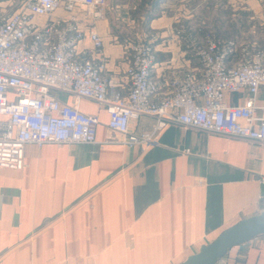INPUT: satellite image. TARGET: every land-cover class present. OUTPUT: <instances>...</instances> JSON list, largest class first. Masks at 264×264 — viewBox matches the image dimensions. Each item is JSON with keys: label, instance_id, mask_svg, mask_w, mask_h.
<instances>
[{"label": "crops", "instance_id": "0c3cea01", "mask_svg": "<svg viewBox=\"0 0 264 264\" xmlns=\"http://www.w3.org/2000/svg\"><path fill=\"white\" fill-rule=\"evenodd\" d=\"M21 1L0 0V10ZM199 1L108 0L101 17L79 15L83 45L109 77L111 92L128 89L129 41L154 31L168 35L181 24L189 38L201 35ZM214 1L217 10L203 19L217 36L264 49V0ZM68 16L60 8L50 18ZM91 21L103 39L98 52ZM160 40L156 74L169 62L197 64L185 40ZM55 95L98 115L97 142L28 143L21 167H0V264H180L264 211L263 143L172 124L153 146L128 145L110 140L123 137L109 129L102 104ZM246 96V89L227 93L226 102L243 104ZM256 105L255 115L264 117V85ZM153 124L143 116L131 130ZM216 264H264V234L232 247Z\"/></svg>", "mask_w": 264, "mask_h": 264}, {"label": "built area", "instance_id": "2783aa9c", "mask_svg": "<svg viewBox=\"0 0 264 264\" xmlns=\"http://www.w3.org/2000/svg\"><path fill=\"white\" fill-rule=\"evenodd\" d=\"M108 0H22L0 10V167H21L28 143H96L97 114L62 102L55 92L102 104L113 141L150 147L172 124L264 144V117L255 115L264 85V49L238 45L204 30L188 37L184 24L129 41L126 92L110 91V79L83 45L79 15L101 17ZM69 16L52 19L58 9ZM42 17L46 19L40 20ZM88 33L95 51L103 39L94 22ZM185 40L195 66L167 63L156 74L158 41ZM246 89L243 104L230 105L227 93ZM154 119L150 130L131 123ZM190 149H186L189 152ZM264 179V178H263Z\"/></svg>", "mask_w": 264, "mask_h": 264}, {"label": "water", "instance_id": "95a60500", "mask_svg": "<svg viewBox=\"0 0 264 264\" xmlns=\"http://www.w3.org/2000/svg\"><path fill=\"white\" fill-rule=\"evenodd\" d=\"M261 234H264V211L225 229L180 264H216L232 247Z\"/></svg>", "mask_w": 264, "mask_h": 264}, {"label": "rangeland", "instance_id": "374dc122", "mask_svg": "<svg viewBox=\"0 0 264 264\" xmlns=\"http://www.w3.org/2000/svg\"><path fill=\"white\" fill-rule=\"evenodd\" d=\"M202 2H198V6H197V13L199 14V17L201 18L199 20V28L198 30L200 29L201 32L205 29L206 31H211V32H214L216 34V32L214 31V27H211L210 25H206L205 23V18H204V15L205 13L208 11L209 14H211V12H213V10H217L216 9V4H218L219 2L218 1H214V0H201ZM212 1V3H211ZM204 18V19H203ZM203 19V20H202ZM202 20V21H201ZM200 30H199V33H200ZM233 30V29H232ZM234 32L238 31L237 29H234L233 30ZM226 260H221V263H225Z\"/></svg>", "mask_w": 264, "mask_h": 264}]
</instances>
